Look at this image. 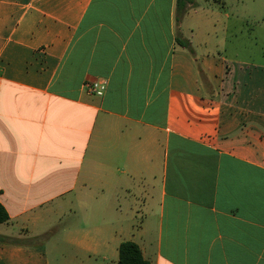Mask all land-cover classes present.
<instances>
[{
  "label": "crops",
  "instance_id": "crops-1",
  "mask_svg": "<svg viewBox=\"0 0 264 264\" xmlns=\"http://www.w3.org/2000/svg\"><path fill=\"white\" fill-rule=\"evenodd\" d=\"M227 9L0 0V264H264V31Z\"/></svg>",
  "mask_w": 264,
  "mask_h": 264
},
{
  "label": "trees",
  "instance_id": "trees-1",
  "mask_svg": "<svg viewBox=\"0 0 264 264\" xmlns=\"http://www.w3.org/2000/svg\"><path fill=\"white\" fill-rule=\"evenodd\" d=\"M178 1V20L180 21L184 14L187 12L188 5H193L194 0H177ZM189 46V43H184ZM9 221V214L0 202V224ZM118 264H150L143 258L140 247L132 242L126 241L119 247V262Z\"/></svg>",
  "mask_w": 264,
  "mask_h": 264
},
{
  "label": "rangeland",
  "instance_id": "rangeland-1",
  "mask_svg": "<svg viewBox=\"0 0 264 264\" xmlns=\"http://www.w3.org/2000/svg\"><path fill=\"white\" fill-rule=\"evenodd\" d=\"M241 1L245 2L248 6V9L257 15L258 17L254 20L253 24H250L251 31H254V38H259L261 40V36L264 31V23L262 21V16L264 13V0H217V3L222 4L223 2H226L228 6L230 7V10L233 11V7L236 5V3H240ZM230 10L227 9V12L230 14ZM234 25H232L233 27ZM254 41V40H252ZM263 42V40L261 41ZM262 45H257L253 43L252 50L251 51H263Z\"/></svg>",
  "mask_w": 264,
  "mask_h": 264
},
{
  "label": "built area",
  "instance_id": "built-area-1",
  "mask_svg": "<svg viewBox=\"0 0 264 264\" xmlns=\"http://www.w3.org/2000/svg\"><path fill=\"white\" fill-rule=\"evenodd\" d=\"M107 86H108L107 80H95V81H86L83 87L88 93L93 94L97 97H102L107 90Z\"/></svg>",
  "mask_w": 264,
  "mask_h": 264
}]
</instances>
